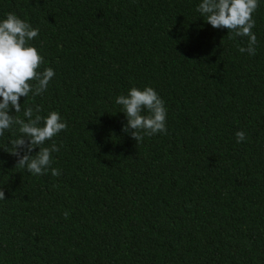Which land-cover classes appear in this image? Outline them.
I'll use <instances>...</instances> for the list:
<instances>
[{
	"label": "trees",
	"instance_id": "trees-1",
	"mask_svg": "<svg viewBox=\"0 0 264 264\" xmlns=\"http://www.w3.org/2000/svg\"><path fill=\"white\" fill-rule=\"evenodd\" d=\"M201 2L0 0L55 72L10 114L67 122L43 175L16 165L18 126L0 137V264H264V0L255 55ZM133 86L163 99L167 134L123 130L116 98Z\"/></svg>",
	"mask_w": 264,
	"mask_h": 264
},
{
	"label": "clouds",
	"instance_id": "clouds-1",
	"mask_svg": "<svg viewBox=\"0 0 264 264\" xmlns=\"http://www.w3.org/2000/svg\"><path fill=\"white\" fill-rule=\"evenodd\" d=\"M258 7L259 0H202L196 10L206 17L205 21L213 28H226L233 33L230 38L247 37V47H240L239 51L255 55L257 37L252 29L255 27L253 14ZM38 34L39 29L14 12H8L5 18L0 19V137L14 125L18 126L21 135L11 141L14 150L10 153L18 157L16 165L32 175H43L48 171L52 164V153L60 149L55 142L50 147L43 145L67 129V122L62 120L58 111L41 116L40 105L25 108L23 115L27 121L10 114V108H14L15 113L21 111V97L26 98L29 93L38 96L46 91L55 75L51 67L40 71L44 57L31 43ZM116 103L122 106L127 118L123 130L131 129L130 134L137 143L145 136L167 134V109L153 87L145 86L141 90L133 86L126 95H119ZM235 136L238 143L247 139L242 130H238ZM37 146L39 151L30 155ZM21 149H25L23 155ZM51 174L59 176L61 171L51 168ZM3 199L5 193L0 188V200ZM68 215L65 211L64 217Z\"/></svg>",
	"mask_w": 264,
	"mask_h": 264
}]
</instances>
